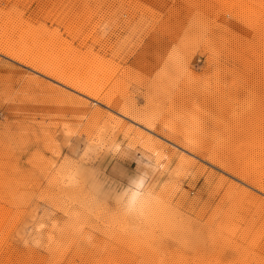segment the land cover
<instances>
[{"label": "rangeland", "instance_id": "rangeland-1", "mask_svg": "<svg viewBox=\"0 0 264 264\" xmlns=\"http://www.w3.org/2000/svg\"><path fill=\"white\" fill-rule=\"evenodd\" d=\"M263 189L264 0H0V264H264Z\"/></svg>", "mask_w": 264, "mask_h": 264}, {"label": "clouds", "instance_id": "clouds-1", "mask_svg": "<svg viewBox=\"0 0 264 264\" xmlns=\"http://www.w3.org/2000/svg\"><path fill=\"white\" fill-rule=\"evenodd\" d=\"M151 199V194L143 191L135 198L130 195L124 202L125 211L129 214L143 215Z\"/></svg>", "mask_w": 264, "mask_h": 264}, {"label": "bare ground", "instance_id": "bare-ground-1", "mask_svg": "<svg viewBox=\"0 0 264 264\" xmlns=\"http://www.w3.org/2000/svg\"><path fill=\"white\" fill-rule=\"evenodd\" d=\"M68 82V81H67ZM70 82V81H69ZM78 84V83H77ZM80 87V86H79ZM79 87H78V89H79ZM81 88V90H83L84 92H86V94L88 93L90 96H97L95 93H90L89 91H88V89H86L85 87H80ZM263 191H264V189H263ZM139 191L138 190H133V192H131V196H133V198H135V196H137V195H139Z\"/></svg>", "mask_w": 264, "mask_h": 264}]
</instances>
